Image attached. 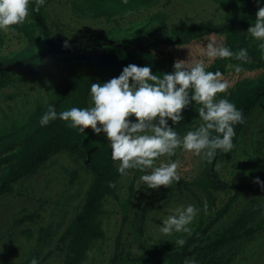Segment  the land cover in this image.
Listing matches in <instances>:
<instances>
[{
  "label": "rangeland",
  "instance_id": "obj_1",
  "mask_svg": "<svg viewBox=\"0 0 264 264\" xmlns=\"http://www.w3.org/2000/svg\"><path fill=\"white\" fill-rule=\"evenodd\" d=\"M72 2L44 0L40 5L52 38L61 46H64L65 41L68 46H72L97 36L124 42L140 31L154 28L156 14H162L169 29L220 23L224 15L208 0H164L132 16L106 20L77 16L72 10ZM260 6L255 1L254 19L249 28L254 24ZM249 37L252 42H260L250 33ZM208 41L223 44V37L209 35L176 46L147 45L142 51L159 58L170 55L174 62L183 60L185 67L189 68L198 60L207 67L214 59L206 55ZM24 44L23 37L15 31H0V58L14 55ZM104 50L97 47L86 52L47 56L43 59V66L56 78H76L84 74ZM259 74V71L227 72L223 75V79L228 82L224 92L241 79L254 78ZM47 94L48 91L37 83L20 79L0 87V126L24 120L36 107L46 102ZM90 105L89 95L87 107ZM198 122H191L188 129L179 134L183 136L189 129L199 127ZM100 135L111 147L106 135ZM179 149L171 156L165 154L157 158L156 164L158 166L161 161H180L177 169L180 180L191 182L202 174L205 158L203 153L197 155L183 149L179 152ZM216 170L220 178L230 185H252L257 178L264 181V98L256 102L243 123L233 157L230 160L218 157ZM73 172L76 173L74 179ZM89 182L90 175L65 153L59 152L33 173L14 183L12 192L0 198V264H19L35 248L38 230L42 227H52L55 231L49 247L41 253V258L50 253L43 264H61L63 252L61 245L56 247L58 239L81 204ZM178 182L174 181L169 187L162 185L158 189H150L140 177L133 180L131 172L123 175L115 196L103 199V238L91 246L82 264H133L131 260L138 258L142 249L155 250L164 245H176L178 239H185L196 225L201 209L206 208L203 205L206 204V198L201 191L185 188ZM230 200L231 210L214 226L209 234L211 239L242 212L255 211L252 223L264 222L263 190L239 195L233 192L216 193L214 209H222ZM189 203L199 208L198 215L189 225L191 231L162 233L159 228L169 215V209ZM29 215L37 217L19 223L21 218ZM217 255L222 257V264H264V231L225 245Z\"/></svg>",
  "mask_w": 264,
  "mask_h": 264
},
{
  "label": "trees",
  "instance_id": "obj_2",
  "mask_svg": "<svg viewBox=\"0 0 264 264\" xmlns=\"http://www.w3.org/2000/svg\"><path fill=\"white\" fill-rule=\"evenodd\" d=\"M164 0H73V12L80 17L113 20L125 18L148 10ZM169 2L170 0H166ZM224 13L220 23L202 24L169 29L162 14L155 15L154 28L140 31L124 42H114L103 36L89 38L72 46L58 45L51 36L41 8L35 10L37 0H30L28 16L19 25L13 26L15 32L25 41L24 47L10 57L0 58V87L8 85L16 79L37 83L47 91V99L43 105L36 107L22 121L4 123L0 126V198L9 195L13 184L26 175L37 170L47 159L56 153H65L74 163L90 175V182L82 202L74 216L60 235L56 247H62L61 264H82L91 246L103 238L101 217L104 214L103 199L115 196L119 181L123 175L118 172L119 161L113 160L111 147L100 134L91 127L82 133L78 128H71L68 122L56 119L47 125L40 124L42 114L49 104L55 105L60 112L71 107H87L91 83H104L118 77L123 68L129 64L150 65L152 73L162 76L174 71V59L170 55L155 57L142 50L147 45L176 46L188 44L209 35H220L223 44L234 53L241 48L247 49L249 59L241 61L233 57L214 58L206 67L207 71L219 70L223 75L227 72L239 73L233 69L234 64H242L241 72H256L254 78L238 81L227 92L217 93L216 99L226 98L243 112V122L234 125V147L230 152L217 150L212 158H205L202 174L191 182L179 181L183 187L194 188L204 193L206 208L201 209L200 217L184 239L185 244H169L155 250L142 249L138 258L131 260L133 264H184L186 258H194L198 264H222L217 255L225 245H230L244 238H249L264 231V222L252 223L255 211L240 213L231 220L213 239L210 232L231 210V200L222 208L214 209L215 194L233 192L239 195L244 192L263 190L260 184L225 183L216 170L218 157L230 160L236 150L238 135L243 123L250 115L256 102L264 98V49L260 42H252L249 33L253 21V6L256 0H208ZM102 47L105 50L96 56L94 64L76 78H56L43 66L47 56L57 57L73 53L86 52ZM202 105L190 103L182 110L183 120L169 125L180 133L187 130L191 122L199 120V108ZM135 120L134 116L129 117ZM190 128V127H189ZM197 126L189 129L195 130ZM213 135L217 133L211 130ZM182 148L179 149V152ZM133 180L144 173L140 169H128ZM76 178V173H72ZM110 184H114L110 186ZM132 196V192L130 194ZM254 212V213H253ZM36 215H29L19 220H34ZM251 223V224H250ZM54 228L42 227L38 230L35 248L19 264H30L37 258L43 264L50 253L41 258L54 236ZM129 261H126L128 263Z\"/></svg>",
  "mask_w": 264,
  "mask_h": 264
},
{
  "label": "clouds",
  "instance_id": "obj_3",
  "mask_svg": "<svg viewBox=\"0 0 264 264\" xmlns=\"http://www.w3.org/2000/svg\"><path fill=\"white\" fill-rule=\"evenodd\" d=\"M43 2L37 0L35 10L38 11ZM29 3L30 0H0V31H15L13 26L23 23L28 16ZM256 3L261 6L247 32L259 40V47L264 49V0H256ZM64 46L68 47L67 41ZM205 47L209 58L249 59L244 48L234 53L214 41H208ZM232 67L236 72L243 70L242 64ZM173 68V72L159 76L152 73L150 65L129 64L118 77L104 83H91L89 107H71L57 112L55 105L49 104L40 124L60 119L82 133L89 127L96 134L104 133L111 145L113 160L119 161L117 170L121 175H127L128 169H140L144 173L140 180L148 188L169 187L180 180L177 171L180 161H161L157 166V158L173 155L178 147L197 155L203 153L209 159L217 150L230 152L234 147V125L244 119L242 110L234 103L226 98L216 99L217 93L228 87L219 70L207 71L205 63L199 60L190 68L185 67L183 60H177ZM193 101L202 105L198 116L203 123L181 136L169 125V120L173 125L183 120L182 110ZM131 116L136 119H128ZM211 130L217 134L213 135ZM256 183L264 188V181L257 178ZM198 213L199 208L191 203L170 208L159 230L164 234L190 232L189 225ZM176 243L183 246L185 240L181 238ZM30 264H39V261L33 258ZM184 264H198V261L186 258Z\"/></svg>",
  "mask_w": 264,
  "mask_h": 264
}]
</instances>
